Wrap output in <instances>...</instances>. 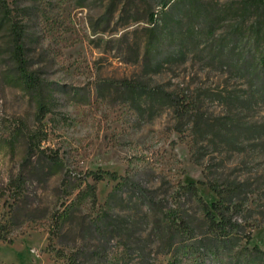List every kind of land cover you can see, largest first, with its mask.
<instances>
[{
	"label": "rangeland",
	"instance_id": "374dc122",
	"mask_svg": "<svg viewBox=\"0 0 264 264\" xmlns=\"http://www.w3.org/2000/svg\"><path fill=\"white\" fill-rule=\"evenodd\" d=\"M243 2L185 0L164 7L160 0H5V4L0 0L1 13L10 12L4 19L0 16V222L16 237L13 243L0 240V264H66L57 249L85 252L84 264H97L93 262L97 252L103 253L107 264H139L142 255L167 264L172 258L165 253L168 240L155 227L169 208L200 218L197 200L185 194L180 184L206 181L210 173L245 180L256 190L249 193L251 211L244 212L251 239H243L241 247L250 250L258 245L264 250V135L257 142L244 139L241 147L221 139L198 136L195 140L189 119L184 121V133L176 130L173 107L152 105L140 97L136 101L106 83L128 78L163 84L199 99L201 111L213 121L233 113L264 124V102L243 109L229 101L233 95L247 94L243 55L261 40L253 32L255 15L248 11L244 15ZM13 22L25 31L29 69L49 83L50 111L41 124L37 97L25 89L16 70ZM168 23L174 42L167 48L179 44L181 52L158 68L152 57L156 47L150 42L154 30ZM219 44L234 48L233 64L224 67L219 55L209 53ZM54 86L58 89L52 90ZM29 129H40L45 136L42 146L58 151L63 164L48 184L36 179L26 185L25 215L10 226L14 193L8 186L25 156ZM98 168L129 175L137 188L125 185L122 196L116 194L106 205L117 181H95L85 175ZM66 175L76 187L69 198L90 182L97 187L98 204L83 195L63 234L55 237V247L48 248L50 214L61 209L66 198L62 188ZM138 187L152 191L159 205L150 207ZM198 188L209 203L218 198L207 184ZM103 208L119 224L100 233L90 221ZM249 250L242 256L225 255L223 262L264 264V255ZM184 258L183 264H218L212 257Z\"/></svg>",
	"mask_w": 264,
	"mask_h": 264
},
{
	"label": "trees",
	"instance_id": "16d2710c",
	"mask_svg": "<svg viewBox=\"0 0 264 264\" xmlns=\"http://www.w3.org/2000/svg\"><path fill=\"white\" fill-rule=\"evenodd\" d=\"M164 7L171 6L173 3L185 0H160ZM193 1V0H191ZM244 15L247 11L255 15L254 33L261 40L257 43L256 48H249L245 55H243V62L241 70L244 77L248 81L249 90L245 96L233 95L229 101L237 108H253L259 102H264V0H244ZM5 4V0H2ZM1 13V19L8 17L10 12L4 11ZM155 20L154 14L151 15L150 21ZM173 20L179 21L178 18ZM179 23V24H178ZM177 24L180 26V21ZM165 30L162 32V29ZM161 30H154V39L150 42V46L154 48L152 57L155 60V65L161 68L165 61L176 57L181 52L179 44H175L174 48H167L172 46L173 39L170 25H164ZM11 33L13 39L12 55L17 64L16 70L21 79L25 89L36 95L38 101L37 120L41 124L50 111L46 95H48L50 87L49 83L35 71L29 69V62L27 59L25 46V31L23 26L17 22L11 25ZM182 38L177 41L181 42ZM176 42V43H177ZM211 55L220 56L223 60L222 65L233 64L235 61L234 48H225L219 44L218 48H211L209 52ZM240 55V54H239ZM240 58L237 57V60ZM227 62V64L225 63ZM106 83L111 86H117L124 90L134 100L138 97L151 101L152 105L168 104L173 107L175 117L177 119L176 130L184 133V121L189 119L192 123L190 126L191 133L194 139L197 137L208 138L211 140L221 139V143L241 147L244 139H253L254 142L259 141L264 135V124L259 122H250L243 120L233 113L218 117L215 121L211 120L207 115L201 111V101L199 99H190L185 93L176 90H170L163 84H150L145 81L136 79H121L106 80ZM53 84L54 83H50ZM58 89L57 86L51 88ZM40 129H29L25 132L26 149L25 156L22 160L19 172L10 179L9 188L14 193V203L11 207V215L9 225L15 224L22 217L23 204H26V185L33 183L36 179L42 183L48 184L51 178L58 172V169L63 164L58 151L50 150L42 146V141L45 136L41 135ZM195 161H199L196 157ZM211 174V173H210ZM207 174V180L190 181L185 184H180L184 193L189 197L196 199L199 209L201 211L200 218H193L187 213H180L176 209L169 208L163 212L164 217L156 225L155 229L161 237L168 240V248L165 250L166 254H171V260L167 264H183L184 257H212L218 261V264H226L223 262L225 255H231L235 252L239 256L243 255L244 250H249L248 246L241 247V241L251 239L250 232H247L248 218L245 216V211H251L247 206L249 201V193L256 191L250 188V183L245 180L222 178L220 175L210 176ZM85 175L91 177L95 181L109 178L117 181V186L111 193V199L106 201V205H110L113 197L116 194L122 196L125 190V185H137L133 182L129 175H122L117 171L98 168L96 170L90 169L85 172ZM72 178L64 176L63 187L65 189V200L61 202V209L55 210L50 214L51 224L49 227V247L54 246L55 237L63 234L66 224L75 214L78 205L81 203L83 195H89L91 202L95 206L98 204L97 187L95 184L87 182L86 188L79 190L74 198H69L75 193L76 187L71 186ZM199 184H207L218 196L216 200L209 203L200 193ZM139 188V187H138ZM142 195L149 200V206L155 207L159 205L156 201V195L139 188ZM163 206L159 209L163 211ZM25 215V214H24ZM26 220L36 221L34 216H26ZM90 226L95 231L103 232L107 228L114 227L119 224L118 219L112 215L107 208L101 211L90 221ZM16 237L10 235V230L5 224L0 222V240L4 242L13 243ZM241 248L238 252L236 249ZM249 251L252 255H264V250L260 246L255 245ZM239 253V254H238ZM56 254L60 257L66 258V264H84L85 252L81 250L72 251L69 254L64 250L57 249ZM97 264H107L102 252H97ZM84 260H82L83 258ZM249 263L246 261L245 263ZM247 263V264H248ZM88 264H92L91 262ZM139 264H156L152 262L149 257L142 255V260Z\"/></svg>",
	"mask_w": 264,
	"mask_h": 264
}]
</instances>
